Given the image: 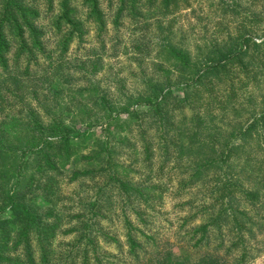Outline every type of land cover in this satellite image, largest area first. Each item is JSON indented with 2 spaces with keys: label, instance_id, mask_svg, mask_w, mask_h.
I'll return each mask as SVG.
<instances>
[{
  "label": "trees",
  "instance_id": "trees-1",
  "mask_svg": "<svg viewBox=\"0 0 264 264\" xmlns=\"http://www.w3.org/2000/svg\"><path fill=\"white\" fill-rule=\"evenodd\" d=\"M108 1L114 9L111 21L118 26L128 17L137 22L175 13L186 0ZM251 1L255 9L250 10L248 18L253 25L264 23V0ZM221 3H228L225 10L235 12L242 0ZM76 5L84 9L78 11ZM44 9L49 15L48 31L55 37L54 48H48L41 24ZM88 21L97 24V38L104 49L100 39L106 33L108 16L102 0H0V74L4 72L9 80L0 79V88H5L0 92V264H105L103 256L92 251L96 241L91 233L103 235L106 242L114 238L101 234V228L92 221L115 216L117 205L112 193L123 204L128 252L139 260L143 241L149 240L156 247L154 237L145 231L152 219L146 210L153 209L158 195L154 184L135 179L133 173L140 167L143 175L148 172L158 154L166 160L186 153L190 156L187 150L203 137L205 119L213 116L215 109H224L223 104L236 94L232 85L235 70L247 71L255 62L264 68V34L255 39V30H224L221 38L204 44L195 54L173 43L167 33H160L155 43L156 61L151 66L154 72L148 76L141 68L143 76L136 91L117 97V102L108 89L90 77L103 69L101 54L83 61L80 70L73 69L67 58L69 44L76 40L79 45L87 34ZM12 47L16 66L27 56L23 69H7L6 54ZM137 47L143 52L142 46ZM38 55L47 59L46 65L44 71L32 74L30 69ZM76 71L80 72L81 84L76 83ZM178 85L183 86L181 93L175 92ZM195 90L200 91V102L192 104ZM175 109L178 114L187 111L188 118L182 114L176 120ZM261 115L243 122L236 120L230 137L252 136L258 124L257 131L264 129ZM92 123L105 127L103 138L93 136L94 132L86 128ZM77 124L79 132L74 134ZM211 127L219 129L214 124ZM259 146L263 148L261 143ZM236 148L233 145L189 160V179L194 182L210 172L208 192L220 197L221 207L186 234L188 240L180 247L186 246L189 255L196 256L185 264L246 263L248 246L243 230L247 228L245 220L250 218L239 208L233 190L227 188L225 174L213 172ZM61 180L82 186L89 181L93 192L89 197L76 192L77 200L64 197L62 202ZM128 209L133 219L128 218ZM69 217L77 224L76 241L82 246L78 255L74 246L63 250L55 244L63 231L61 224ZM224 224L234 235L228 246L222 237ZM212 235L215 243L210 241ZM238 246L240 252L234 256L231 248ZM149 262L174 264V258L172 252H166L149 258Z\"/></svg>",
  "mask_w": 264,
  "mask_h": 264
},
{
  "label": "rangeland",
  "instance_id": "rangeland-1",
  "mask_svg": "<svg viewBox=\"0 0 264 264\" xmlns=\"http://www.w3.org/2000/svg\"><path fill=\"white\" fill-rule=\"evenodd\" d=\"M102 1L104 11L108 16L106 33L100 39L104 41L105 48H101V42L97 38V24L88 21L86 22L88 31L83 37V41L79 45L76 40L72 41L66 53L72 68L76 70L82 68L83 61L87 62L96 54H101L103 69L93 76L90 73L86 75H90L92 80L97 81L101 88L108 89L117 102H119L117 97L121 99L136 91L143 76V73H140L141 68L148 76L154 72L151 66L156 61L155 43L160 33H167L173 43L188 48L193 54L200 51L199 48H202L204 44L221 38L224 30H229L232 33L236 28L241 32L251 30L252 33H255L256 31L255 39H259L264 34V23L253 25L248 18L250 10L255 9L251 0H242V4H239L235 12L225 10L224 6H227L228 3L224 5L221 3L222 0H186L175 13L140 19L137 22L131 21L128 17L118 26L113 25L111 21L114 14V9L108 6L111 2ZM76 6L78 11L84 9L81 6L79 8L78 5ZM40 8L42 9V7ZM44 11L45 9L41 12V24L47 33L48 48H54L55 37L53 32L48 31L49 15ZM136 44L142 46L143 52L138 50ZM14 55L15 51L12 47L11 51L6 54L9 71L14 70L15 67H18V70L23 69L28 60L24 55L16 66ZM35 60L36 65L30 69V72L39 74L44 71L47 59L43 55H38ZM139 63L141 67H138ZM235 72L232 85L236 94L233 99L228 101L229 103L223 104L224 109H215L213 116H208L205 119L206 128L203 130V137L196 140L187 150L190 156H187L188 153H186L179 158L172 156L166 160L158 154L153 157V164L150 169L147 168L148 172L143 175L142 167H140L137 173H133L135 179H146V182L154 184L155 194L158 195L153 209L146 210L150 212L152 219L149 230L145 231L154 237L156 247L149 240L143 241V250L140 252L139 260L134 259L128 252L124 222L121 216L123 204L115 193H112L111 196L117 205L115 216L98 223L92 221L93 225L101 228V234L114 238L112 241L106 242L103 240V235L96 236L94 232L91 233L96 241L95 249L92 251L94 254L103 256L102 260L105 264H150L149 258L158 257L166 252H172L174 264H185L191 257L196 256V254L190 256V250L188 251L186 246H184L185 248L180 246L187 242L186 234H190L194 228L208 220L210 214L218 212L221 207V199L215 195L211 196L208 192L210 186L207 184L210 182V172L201 175L200 179L194 182L189 179V160L204 156L206 153L216 154L223 148L225 150L227 147L232 148L233 145H236L237 148L230 152L225 164L213 172H219L220 175L225 174L227 188L233 190V195L238 199L239 208L246 210L245 216L250 218V220H245L247 228L243 230L244 244L248 246L245 264H264V129L260 128L257 131L260 127L258 124L254 128L255 133H249L252 136L240 134L230 137L229 134L231 127L238 122L236 120L243 122L253 115H264V68L255 62L250 64L247 71L236 69ZM74 74L76 83H83V80L80 79V72L76 71ZM0 79L9 81L4 72L0 74ZM182 89L183 86L178 85L175 92L181 93ZM3 91L5 88H0V92ZM191 99L192 104L200 102V91L192 92ZM230 102L234 108H231ZM141 107L143 108V106ZM177 112L176 109L173 111L175 119L182 114L185 119L188 118V114H185L188 113L187 111L181 112V114ZM125 115L123 114L122 117L125 118ZM213 124L219 129L212 130ZM76 126L74 134L79 132V124ZM86 128L90 132H94L93 136L103 138L105 127L100 123H92ZM260 143L263 148L259 146ZM91 185L92 183L89 181L82 186L77 182L70 183L61 180L59 181L60 199L62 202L64 197L65 200H77L76 192L89 197L87 195L93 192V185ZM225 193L223 192L224 196ZM225 199L226 197H224ZM134 217V214L128 209V218L133 219ZM69 218V221L65 219L61 224L63 231L61 229L55 244H59L58 249L62 248L63 250L74 246L78 255L82 246L76 241L79 236L76 229L77 224L75 220ZM225 226L226 224L222 226L224 230L222 237L224 244L228 246L234 241V235L224 228ZM213 236L210 241L215 243L216 239ZM145 250H148V253H144ZM231 251L232 254L235 251L234 256L239 254V246L232 247ZM90 256H93L92 253Z\"/></svg>",
  "mask_w": 264,
  "mask_h": 264
}]
</instances>
